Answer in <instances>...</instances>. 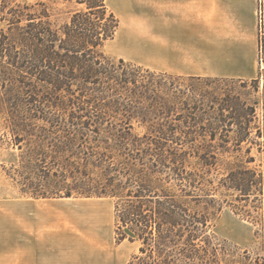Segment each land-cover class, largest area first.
<instances>
[{
	"label": "trees",
	"instance_id": "1",
	"mask_svg": "<svg viewBox=\"0 0 264 264\" xmlns=\"http://www.w3.org/2000/svg\"><path fill=\"white\" fill-rule=\"evenodd\" d=\"M61 4L75 9L56 7ZM5 8L0 81L12 88L9 132L38 169L22 191L35 199H114L117 243L140 244L130 264H220L217 247L203 237L211 221L205 197L214 201L223 189L239 203H257L254 212L264 211V169L248 166L256 161L252 145L262 152L264 141L250 142L251 120L242 121L256 111L212 100L203 111L219 122L205 127L201 105L185 102L183 90L142 82L141 71L177 76L103 52L120 27L106 0H10ZM263 42L264 34L262 56ZM238 122L244 136L216 140V130L228 133ZM206 131L211 139L203 142ZM231 157L236 162L226 160ZM222 159L216 185L201 168L212 175ZM237 206L243 211L246 205ZM216 209L219 214L223 205Z\"/></svg>",
	"mask_w": 264,
	"mask_h": 264
},
{
	"label": "crops",
	"instance_id": "2",
	"mask_svg": "<svg viewBox=\"0 0 264 264\" xmlns=\"http://www.w3.org/2000/svg\"><path fill=\"white\" fill-rule=\"evenodd\" d=\"M106 3L120 20L111 40L117 58L182 78L254 80L263 70L260 0ZM70 217L57 198L0 201V264L119 263L112 241L102 251L97 233L77 239Z\"/></svg>",
	"mask_w": 264,
	"mask_h": 264
},
{
	"label": "rangeland",
	"instance_id": "3",
	"mask_svg": "<svg viewBox=\"0 0 264 264\" xmlns=\"http://www.w3.org/2000/svg\"><path fill=\"white\" fill-rule=\"evenodd\" d=\"M35 0H16L19 3L33 2ZM10 0H0V40L3 36L8 35V10L5 8ZM58 8L75 9V6H67L65 4L57 5ZM4 33V35H3ZM7 42V39H6ZM113 42H107L103 48V52L114 59H118L114 55ZM264 45V42H263ZM262 60V69L260 75L254 80H238V79H189L170 77L162 74H150L145 71L138 73L139 79L142 82H151L152 85L163 84L168 88H175L183 90V98L185 102H197L201 105L202 110L199 113L202 126H209L211 123H218L219 118L211 119L203 111L207 110L208 105L212 100H215L219 105H231L235 109L248 107L247 114L256 111L255 117L248 115L242 121L251 120V133L248 134L250 142L258 140L264 141V137H258L257 126H260L264 132V53ZM134 72V69H130ZM150 76V77H149ZM0 81V201L10 199H24L29 198L28 195L22 191L27 188L28 178L35 177L38 169L30 167L27 147L20 148L13 140L8 125L10 124L9 102L8 96L12 89L11 83H4ZM185 121L190 120L189 114L186 112ZM137 125V124H136ZM231 131L226 133L221 129L216 130V140H221L222 137L227 136L231 139H236L240 135L241 128L235 123L228 126ZM210 132L206 131L199 137L201 141H210ZM24 145L25 143L22 142ZM52 142L46 144V150L50 151ZM251 145V144H250ZM249 146V145H248ZM252 155L256 161L248 164L249 167H257L260 170L264 169V148L262 152L258 151V146L252 145ZM247 159V157H244ZM226 160H234L233 157ZM221 165L217 166V171L211 175L207 167L201 168L202 176L206 179L215 181L217 185L223 177L224 159ZM31 169V170H30ZM204 189L209 190V184L204 185ZM204 193V192H201ZM214 201L211 196H206L204 200H211L208 203L207 211L210 218V228L204 233V240L213 247L218 249V257L220 264H264V211H253L252 205L254 202L239 203L225 190L220 189L217 194H214ZM61 204L62 215L71 216L70 227L78 239L81 236L93 237L96 233L99 236L102 251L107 242H111L115 248V255L119 261L118 264H130L133 257L139 253L140 244L137 242H130L128 240L118 244L116 241V214H115V200L107 197H84L74 195L71 198H57ZM233 203V204H232ZM246 205L238 208V205ZM223 205V210L218 214L217 207ZM246 211L252 212L249 215ZM239 212V214H238ZM97 216L99 225L94 226L92 217ZM251 219L259 222L255 226ZM63 224V223H62ZM258 231V235H256ZM203 242L204 246H207ZM88 249V248H87ZM88 254L92 250H87Z\"/></svg>",
	"mask_w": 264,
	"mask_h": 264
},
{
	"label": "built area",
	"instance_id": "4",
	"mask_svg": "<svg viewBox=\"0 0 264 264\" xmlns=\"http://www.w3.org/2000/svg\"><path fill=\"white\" fill-rule=\"evenodd\" d=\"M260 9H259V15H260V21H262L263 22V5H262V2H263V0H260Z\"/></svg>",
	"mask_w": 264,
	"mask_h": 264
}]
</instances>
